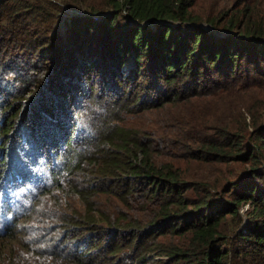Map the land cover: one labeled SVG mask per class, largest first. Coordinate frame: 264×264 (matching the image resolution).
Instances as JSON below:
<instances>
[{"label":"trees","instance_id":"obj_1","mask_svg":"<svg viewBox=\"0 0 264 264\" xmlns=\"http://www.w3.org/2000/svg\"><path fill=\"white\" fill-rule=\"evenodd\" d=\"M233 2L0 0V264H264V0Z\"/></svg>","mask_w":264,"mask_h":264},{"label":"rangeland","instance_id":"obj_2","mask_svg":"<svg viewBox=\"0 0 264 264\" xmlns=\"http://www.w3.org/2000/svg\"><path fill=\"white\" fill-rule=\"evenodd\" d=\"M90 3L94 6H99L104 3V0H89ZM231 3H234L233 0H198L197 5L192 8L193 18H198V21L201 22L200 25L206 26L210 23L212 18H215L214 11L218 10L217 7L228 8L231 6ZM86 10V9H85ZM87 11V10H86ZM89 12V11H88ZM99 17V16H98ZM97 19V18H96ZM255 95H257L255 93ZM243 96H249L248 94H243ZM175 110V109H174ZM142 113L134 114L131 113V117L127 118L126 123L133 125L136 128H151L155 129L157 133L160 132L158 128L159 120L156 119L159 117L155 112L140 111ZM250 145L248 142L247 146ZM247 207L246 209H248ZM35 233L30 234L29 238Z\"/></svg>","mask_w":264,"mask_h":264},{"label":"clouds","instance_id":"obj_3","mask_svg":"<svg viewBox=\"0 0 264 264\" xmlns=\"http://www.w3.org/2000/svg\"><path fill=\"white\" fill-rule=\"evenodd\" d=\"M95 18H97V19H98V16H95Z\"/></svg>","mask_w":264,"mask_h":264}]
</instances>
